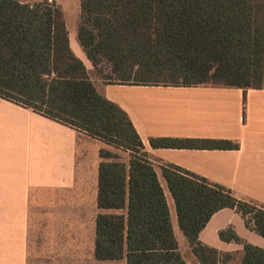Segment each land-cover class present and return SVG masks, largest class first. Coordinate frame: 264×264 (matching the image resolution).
<instances>
[{
	"label": "trees",
	"instance_id": "obj_1",
	"mask_svg": "<svg viewBox=\"0 0 264 264\" xmlns=\"http://www.w3.org/2000/svg\"><path fill=\"white\" fill-rule=\"evenodd\" d=\"M78 42L106 85L264 88V0H78ZM0 98L101 142L95 217L97 264H186L154 162L128 115L100 95L72 53L54 2L0 0ZM245 98H243L244 105ZM244 118V107H243ZM150 147L237 150L214 139L150 138ZM179 230L200 264L232 255L201 244L211 216L235 210L264 238V205L171 164L159 163ZM220 240L242 246L239 264H264V250L231 227Z\"/></svg>",
	"mask_w": 264,
	"mask_h": 264
},
{
	"label": "crops",
	"instance_id": "obj_2",
	"mask_svg": "<svg viewBox=\"0 0 264 264\" xmlns=\"http://www.w3.org/2000/svg\"><path fill=\"white\" fill-rule=\"evenodd\" d=\"M46 1L59 6L74 56H85L77 37L78 0ZM86 71L96 91L128 115L154 162L180 254L186 264H200L179 235L159 163L177 166L264 205V88L247 90L244 96L239 89L106 85L91 64ZM150 138L229 140L238 143V149H154ZM102 148L101 142L73 128L0 98V264H51L55 251L73 253L68 260L72 264H97L95 217L115 214L126 220V209L97 207ZM229 227L242 241L264 250V238L249 230L232 209L214 213L198 240L232 255L228 264H239L242 246L218 236Z\"/></svg>",
	"mask_w": 264,
	"mask_h": 264
},
{
	"label": "rangeland",
	"instance_id": "obj_3",
	"mask_svg": "<svg viewBox=\"0 0 264 264\" xmlns=\"http://www.w3.org/2000/svg\"><path fill=\"white\" fill-rule=\"evenodd\" d=\"M18 1L23 2V3H29V4L35 3V0H18ZM77 56H79V55H77ZM77 58H80L79 60L85 64L84 65L82 63L84 66H86L85 67L86 70L88 69V71H90V64H89L88 60L86 59V57L82 54V56L80 55ZM95 74L97 75L96 71H95ZM179 235L182 236V234L180 232H179ZM51 254H52V262H51V264H72V262H70L68 260L72 261L73 253H66V252H61V251L56 252L55 251V252H52ZM73 264H75V263L73 262ZM87 264H89V263H87Z\"/></svg>",
	"mask_w": 264,
	"mask_h": 264
}]
</instances>
